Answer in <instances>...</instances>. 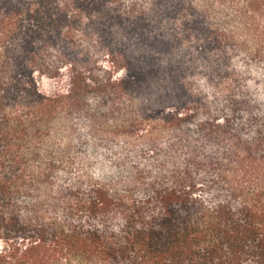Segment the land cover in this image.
<instances>
[{"label": "trees", "instance_id": "trees-1", "mask_svg": "<svg viewBox=\"0 0 264 264\" xmlns=\"http://www.w3.org/2000/svg\"><path fill=\"white\" fill-rule=\"evenodd\" d=\"M0 264H264V0H0Z\"/></svg>", "mask_w": 264, "mask_h": 264}, {"label": "rangeland", "instance_id": "rangeland-1", "mask_svg": "<svg viewBox=\"0 0 264 264\" xmlns=\"http://www.w3.org/2000/svg\"><path fill=\"white\" fill-rule=\"evenodd\" d=\"M41 87L52 90L55 83L50 80H41ZM75 122L77 123L74 149L76 167L72 177L82 175H89L92 178L101 177L103 163L114 164L120 151L118 148H111L109 144L101 143V141L89 137L86 124L82 119L76 118Z\"/></svg>", "mask_w": 264, "mask_h": 264}]
</instances>
